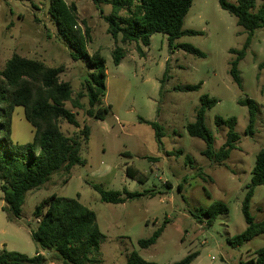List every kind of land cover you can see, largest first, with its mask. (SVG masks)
Instances as JSON below:
<instances>
[{
  "label": "rangeland",
  "instance_id": "rangeland-1",
  "mask_svg": "<svg viewBox=\"0 0 264 264\" xmlns=\"http://www.w3.org/2000/svg\"><path fill=\"white\" fill-rule=\"evenodd\" d=\"M50 1L0 0V72L14 55L62 68L60 81L71 84L76 99L92 68L87 59H72L70 43L60 36L48 13ZM65 1L77 5L79 28L83 33L89 31V56L98 53L106 60L107 90L102 105L110 106L111 111L100 121L88 116L87 97L80 99L81 109L66 103L79 127L66 120H60V127L66 136L81 139L85 164L75 166L70 174L59 170L40 189L29 192L16 221H9L3 211L0 191V251L36 256L38 248L31 238L38 225L35 208L57 194L78 199L95 212L105 238L100 255L95 257L101 262L92 264H128L133 252L159 264H175L192 253H199L192 264H242L255 259L264 248V234L237 247L229 239L247 228L243 203L257 155L264 148V29L255 31L245 58L239 62V87L230 74L237 57L231 51L242 50L249 35L235 16L222 9L220 0H194L183 30L199 34L185 35L172 46L168 35L162 33L153 34L149 46L141 41L123 42L122 35L112 37L106 19L112 9L103 0ZM226 1L237 4V0ZM255 4L252 14L264 0H255ZM128 14L127 10L120 13L122 17ZM186 44L205 56L177 47ZM116 48L123 49L125 55L118 66L113 61ZM198 85L199 89L187 90ZM203 95L218 101L205 115L216 150L227 139V128L217 126L216 117L237 119L241 140L221 164L203 155L205 142L191 137L186 128L195 122ZM247 99L257 106L252 136L246 135L248 107L240 103ZM142 121L157 122L163 128L160 142L154 129ZM86 128L89 138L83 134ZM12 136L20 144L33 141L34 129L23 107L15 108ZM94 185L143 196L121 204L105 203ZM214 202L223 203L228 212L208 226L207 219L200 216L201 209ZM250 212L256 223L264 220V185L255 188ZM162 226L165 229L156 244L148 248L139 245ZM41 253L47 264H62L53 252Z\"/></svg>",
  "mask_w": 264,
  "mask_h": 264
},
{
  "label": "trees",
  "instance_id": "trees-1",
  "mask_svg": "<svg viewBox=\"0 0 264 264\" xmlns=\"http://www.w3.org/2000/svg\"><path fill=\"white\" fill-rule=\"evenodd\" d=\"M99 1V0H97ZM111 6V14L106 17L109 33L117 38L122 35L123 42L140 41L150 45V37L156 33L168 35L170 46L185 35H198L193 30H183L185 18L194 0H103ZM222 9L237 18L238 25L248 33V39L242 50H232L237 57L231 63L230 74L234 82L241 87L239 62L246 56L250 40L258 29H264V4L256 14L255 0H237V4L220 0ZM128 11V16L120 13ZM48 13L54 20L61 37L68 41L73 50L71 57L74 61L88 60L92 68L89 78L85 80L84 91L73 99V89L69 82L60 81L62 68L46 66L44 63L14 55L0 72V191L3 194L9 221L21 218L27 194L40 189L59 170L70 174L77 165L85 164L82 159V142L79 137L66 136L60 127V120L79 127L75 113L66 107L72 102L73 108L81 109L80 99L87 97L89 117L104 121L111 111L110 106L102 105V98L106 95L107 66L106 60L98 53L89 56L87 40L89 31L85 33L79 28L78 7L75 3L67 4L65 0H51ZM185 52L204 57L205 54L190 44L177 46ZM142 55L144 51L138 46ZM121 48L113 52L115 65H120L124 58ZM264 69V67H263ZM201 85L188 87L187 90L199 89ZM218 101L209 95L201 97V106L197 111L196 120L186 128L189 135L205 142L203 155L216 163H223L230 154L237 149L241 140L236 131L235 117L224 119L216 117L219 127L227 128V139L218 150L214 148V136L205 124L207 110L214 107ZM241 104L248 107L249 125L246 135H254L257 106L251 100H241ZM16 107H23L25 118L34 129L33 141L27 144L15 142L12 136L13 114ZM97 107V109H95ZM150 125L155 131L158 142L164 137L163 128L157 122L142 121ZM86 138L89 131L83 130ZM264 185V148L258 153L252 171V182L243 203V214L247 223L246 230L229 239L233 246H241L254 238L264 234V220L256 223L250 212V202L255 188ZM170 186V184H168ZM94 189L100 194L101 200L110 204H121L128 200H135L143 194L129 192L124 189L107 191L99 185ZM154 192V191H153ZM152 192V193H153ZM151 193V194H152ZM123 194L125 196H123ZM227 207L221 202H214L206 209H201V217L207 219L208 226L213 225L219 215L226 214ZM34 218L38 225L31 231V238L37 245L36 256L8 251H0V264H47L48 259L42 251L53 252L62 264H92L100 263L95 259L100 255L101 242L105 236L101 232L97 216L94 211L83 205L78 199L60 197L52 194L40 202L34 211ZM165 227H160L149 239L139 241L142 248H148L157 243ZM199 253H192L175 264H192ZM128 264H159L143 259L137 252H133ZM242 264H264V248L258 251L257 257Z\"/></svg>",
  "mask_w": 264,
  "mask_h": 264
}]
</instances>
